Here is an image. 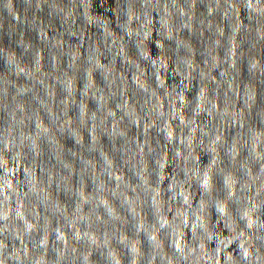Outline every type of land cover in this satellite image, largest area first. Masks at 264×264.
I'll return each mask as SVG.
<instances>
[{"label": "clouds", "instance_id": "1", "mask_svg": "<svg viewBox=\"0 0 264 264\" xmlns=\"http://www.w3.org/2000/svg\"><path fill=\"white\" fill-rule=\"evenodd\" d=\"M0 264H264V0H0Z\"/></svg>", "mask_w": 264, "mask_h": 264}]
</instances>
